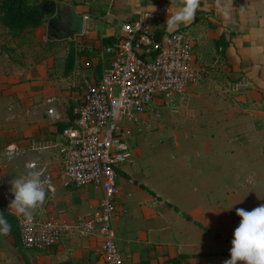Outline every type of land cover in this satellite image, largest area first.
Instances as JSON below:
<instances>
[{"label": "crops", "instance_id": "obj_1", "mask_svg": "<svg viewBox=\"0 0 264 264\" xmlns=\"http://www.w3.org/2000/svg\"><path fill=\"white\" fill-rule=\"evenodd\" d=\"M37 1L55 4L57 11H51L41 27L21 35L22 44L18 46L23 55L19 65L9 67L0 60V207L18 219L23 217L9 209L14 200L11 181L25 175L20 165L11 163L12 157H22L26 166L32 164L41 172L47 191L44 204L33 212V217L63 221L71 229L48 252L28 250L10 233L1 234L0 264H106L101 235L82 237L72 229L99 209L103 193L92 186L76 188L67 184L60 149L63 131L69 127L60 129L59 124L71 122L69 113L75 116L86 82L99 79L97 66L101 64L104 70L108 67L103 40L121 38L123 24L153 11L160 0ZM182 6L181 0H173L171 14ZM69 7L84 17L85 24L81 36L66 39L61 33L56 35L53 26ZM169 15L158 27L160 33L187 31L194 41L196 65L202 77L209 75V84H215L216 89L221 83L240 91L238 100L209 101V136L227 142L228 151L244 155L241 169H251L245 182L254 185L256 178L261 194L244 189V194L233 197L232 205H221L220 197L209 198L208 194L182 197L181 206L189 207L182 209L152 189L159 198L140 187L144 183L127 165L141 154L140 148H135L131 162L118 169L119 194L113 220L116 243L126 264H223L231 256L211 251L209 231L212 235L222 234L219 239L232 248L234 231L241 221L236 209L251 211L264 204V184L253 169L261 163L259 158L264 161V0H200L195 20L173 29L166 25ZM219 44L224 48L223 61L216 51ZM71 46L88 55L77 56L73 74L64 78ZM196 87H189L191 93ZM208 200L215 205L209 212ZM167 202L193 220L182 213L175 215ZM209 253L213 255L171 261L182 254Z\"/></svg>", "mask_w": 264, "mask_h": 264}, {"label": "built area", "instance_id": "obj_2", "mask_svg": "<svg viewBox=\"0 0 264 264\" xmlns=\"http://www.w3.org/2000/svg\"><path fill=\"white\" fill-rule=\"evenodd\" d=\"M172 5L173 0H160L153 11L122 25L121 38L105 49L109 64L102 78L86 82L77 118L63 131L60 154L67 184L103 193L99 209L72 229L82 237L101 235L106 264H126L113 225L118 169L132 159L138 138L161 119L160 108L179 102L202 79L191 35L158 30ZM19 226L24 247L42 252L54 248L71 229L63 221L34 217L30 222L20 218Z\"/></svg>", "mask_w": 264, "mask_h": 264}, {"label": "rangeland", "instance_id": "obj_3", "mask_svg": "<svg viewBox=\"0 0 264 264\" xmlns=\"http://www.w3.org/2000/svg\"><path fill=\"white\" fill-rule=\"evenodd\" d=\"M20 37L14 38L8 30L0 26V60L9 64V67L19 65L22 61L23 53L19 51L18 46L22 44ZM101 58L105 60V56ZM101 70L102 68L100 74ZM209 83V75L204 77L203 74L192 93L188 89L179 102L162 106L161 119L136 141L135 148L141 150L139 158H134V162L127 164L135 170L136 176L147 187L164 200L183 207L182 209H189L188 206H181L182 197L188 199L191 196L205 197L208 194L209 198L220 197L221 205H232L233 197L244 194V189L257 192V195L261 194L258 186L256 187V178L253 177L254 185H247L245 182L251 169H241V164L245 163L244 155L228 151L227 142L209 136V101L238 100L240 91L221 83L220 88L216 89L215 84L210 86ZM42 109L45 107L42 106ZM235 145L236 142L233 146ZM259 160L261 163L253 169H256L254 171L264 184V161L263 158ZM11 163L20 165L21 170L27 173L26 161L22 157L13 156ZM212 203L214 202L211 200L207 201L208 212L215 207ZM173 212L180 216L179 213ZM213 229L217 231L218 228ZM220 236L222 237V234ZM219 238L216 232L212 235L209 231V248L215 254L230 255L231 248L226 247L227 241Z\"/></svg>", "mask_w": 264, "mask_h": 264}, {"label": "clouds", "instance_id": "obj_4", "mask_svg": "<svg viewBox=\"0 0 264 264\" xmlns=\"http://www.w3.org/2000/svg\"><path fill=\"white\" fill-rule=\"evenodd\" d=\"M181 3L183 6L168 16L166 25L169 29L178 27L180 24H189L196 18L200 0H181ZM26 167L28 171L25 175L11 181L14 200L10 202L9 209H14L30 222L33 219V212L44 204L47 191L41 172L32 164ZM236 214L241 217V221L234 231L230 250L231 258L225 260L223 264H238V262L264 264V204L251 211L238 208ZM11 228L12 225L4 214L0 213V234H9Z\"/></svg>", "mask_w": 264, "mask_h": 264}, {"label": "trees", "instance_id": "obj_5", "mask_svg": "<svg viewBox=\"0 0 264 264\" xmlns=\"http://www.w3.org/2000/svg\"><path fill=\"white\" fill-rule=\"evenodd\" d=\"M46 1H37V0H0V26L2 28H5L8 30V32L14 37L19 38L22 34L28 32L29 30H34L39 27H41L44 24L45 18L49 13H46L42 7L45 4ZM53 21H58L53 20ZM118 40L114 38H106L103 40V47L104 50L109 46H114ZM217 54H219V60L223 61L225 59L224 56V48L219 44L216 47ZM88 53H85L84 51L77 52L73 46L68 50L67 57H66V64H65V70H64V78H68L71 76L75 70L76 67V60L77 56H87ZM102 60V59H101ZM103 61V60H102ZM102 68V65L99 64L97 66L100 80L103 76L104 69L102 68V73L100 74V69ZM79 106V105H78ZM69 116L71 117V122L68 124H59L60 129L67 128L73 125L74 121L76 120L77 116H72L71 113H69ZM121 175L122 172H121ZM140 187L152 195H155L157 198H159L151 189H149L144 184H140ZM167 206L174 209L177 213H182V215L189 221H192V217L189 214H186L184 212H181L180 209L176 206H173L172 204L167 202ZM0 213H3L6 219L9 221V223L12 225L10 234L15 238L16 242L18 244H21V237H20V226H19V219L5 211L0 207ZM198 226H201L199 223ZM1 235V234H0ZM220 236V234H217ZM213 254H198V255H187L182 254L179 255L176 259L171 260L175 263L180 260H187L188 258H197V257H203V256H212ZM178 264V263H177Z\"/></svg>", "mask_w": 264, "mask_h": 264}, {"label": "water", "instance_id": "obj_6", "mask_svg": "<svg viewBox=\"0 0 264 264\" xmlns=\"http://www.w3.org/2000/svg\"><path fill=\"white\" fill-rule=\"evenodd\" d=\"M42 9L46 13L57 11L56 5L49 4L48 2H45ZM84 24V17L78 15L74 8L69 7L65 14L60 13V20L54 24L53 28L56 32V35L61 33L64 38L71 39L74 36H81L83 34Z\"/></svg>", "mask_w": 264, "mask_h": 264}]
</instances>
